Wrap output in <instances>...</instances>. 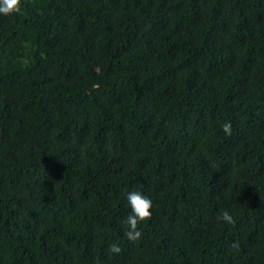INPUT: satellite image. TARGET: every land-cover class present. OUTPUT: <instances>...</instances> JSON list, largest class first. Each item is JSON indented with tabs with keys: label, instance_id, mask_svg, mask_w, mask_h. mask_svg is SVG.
I'll return each instance as SVG.
<instances>
[{
	"label": "trees",
	"instance_id": "trees-1",
	"mask_svg": "<svg viewBox=\"0 0 264 264\" xmlns=\"http://www.w3.org/2000/svg\"><path fill=\"white\" fill-rule=\"evenodd\" d=\"M0 264H264V0L0 14Z\"/></svg>",
	"mask_w": 264,
	"mask_h": 264
},
{
	"label": "clouds",
	"instance_id": "clouds-1",
	"mask_svg": "<svg viewBox=\"0 0 264 264\" xmlns=\"http://www.w3.org/2000/svg\"><path fill=\"white\" fill-rule=\"evenodd\" d=\"M20 12L21 0H0V14L10 16ZM221 127L226 134L231 135V123H225ZM127 201L131 208V214L125 221V236L129 241H137L142 237V233L139 230L138 225L141 222L151 219L153 202L150 198L137 191L130 192L127 195ZM218 221L235 224L234 218L227 210L222 211V213L218 216ZM233 247H237V245H233ZM109 250L113 253H119L121 251L117 244H111L109 246Z\"/></svg>",
	"mask_w": 264,
	"mask_h": 264
}]
</instances>
